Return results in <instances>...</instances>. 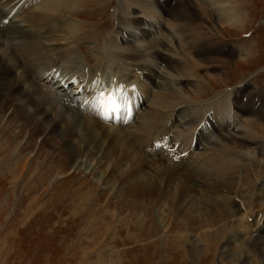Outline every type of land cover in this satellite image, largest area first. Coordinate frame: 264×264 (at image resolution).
Returning <instances> with one entry per match:
<instances>
[{
    "label": "bare ground",
    "instance_id": "1",
    "mask_svg": "<svg viewBox=\"0 0 264 264\" xmlns=\"http://www.w3.org/2000/svg\"><path fill=\"white\" fill-rule=\"evenodd\" d=\"M100 1L102 0H0L2 5L5 4L0 7V123L5 122L6 131L20 128L21 132H28V141L19 149V155L22 157L25 150L33 146L37 139L42 140L41 149L47 147L53 152L61 153L74 164H78L81 157H94L105 148L104 161L117 158L118 162L129 164L130 172L128 170L126 178H129L127 188L132 196L145 199L146 195L153 196V199H168L172 196L169 200L177 209L176 215L187 228L215 229L222 241L225 240L223 234L235 227L259 229L261 233L253 240L257 248L243 241L241 247L246 244L247 255L244 259V254L232 255L231 258L232 262L247 264L253 256L259 254L260 264L264 263V241H261L264 239V210L262 215H253L256 202L259 201L264 208V191L255 185L251 192H247L252 180L251 174H248V168L234 158L247 145L258 148V138L264 134V122L250 124V131L247 129L241 138L226 137L227 135L222 137L221 131L218 132L209 115L204 119L207 123L201 124L205 114L201 112L203 107L200 105L192 110L193 115L190 117L193 118L188 123L182 121L189 118L186 115L189 107L186 114L183 109H177L188 104L192 106L191 101L184 97L185 91L179 86L201 68L199 63L205 62L202 59L208 52L213 51V47H217L213 44L212 34L204 32L208 29L205 22L211 19L207 23L209 25L215 18L214 20L218 19L224 24L236 25L237 20H233L234 11L225 9L227 7L223 5L224 0H201L200 6L192 0H176L180 7L176 11L167 7L172 2L167 0H131L128 4L123 1L125 6L120 12L125 17L120 16L121 26L130 25L136 31L135 35L128 36L127 32H123L125 29L120 27L122 33L117 32V40H113L111 46L104 45L106 48L101 57L102 71L94 67L91 70L83 64L84 72L73 70L76 74H82L78 77L84 83L87 80V89L92 94L87 97L84 107L80 103L85 96L81 97L80 102L77 101L80 95L76 97L78 93L72 92L71 97L66 96V101L75 104L76 108H83L84 114L81 111L80 114L71 113L59 105L52 94L54 90L51 86L57 87L59 80L53 82L49 79L54 77L48 75L56 66L67 70L73 65L81 64L77 59L78 48L65 45L70 39L78 43L86 29L79 18H90L91 14H79V9L96 7V11H99ZM198 12L205 13L206 17L201 18L205 20L204 24H173L176 33L172 34L171 46L166 44L165 34H160L162 27L156 19L161 20L166 13L170 22L183 17L193 19L200 17ZM138 13H143L156 22H149ZM220 15L227 20H220ZM71 16L78 19L67 22ZM16 17L26 23L24 27L27 29L16 26V21L13 20ZM169 20L167 25L172 24ZM123 36H128L130 41L132 37L135 41H144L127 44ZM118 40L122 48H117ZM125 46L127 47L123 50ZM196 57L201 61L196 62ZM152 59L155 60L154 63ZM163 65L164 68L160 69ZM155 67H159L158 71ZM112 73L118 79H113ZM65 74L66 72L63 73L64 76ZM123 77L125 78L122 79ZM201 82L204 83V80ZM106 83L108 85L103 86ZM119 83L137 85L134 89L135 98L133 96L132 100V96L130 99L126 97L124 102H120L122 115L119 121H108L101 116V101L105 97L118 98L120 93L115 85ZM94 89L97 91L93 92ZM153 89L156 90L153 92ZM147 97L148 106L139 113L138 109L145 105ZM130 103L134 106L132 119L126 118ZM215 111L223 121L231 119L225 117L222 108ZM239 111L244 112L242 108ZM195 126L197 129L194 133H185L193 131ZM174 127L176 131H173ZM207 127L217 132L218 139L211 146L203 147V142L207 139L204 134ZM176 132L179 135L177 140L173 137ZM147 142L149 144L145 147ZM139 143L138 150L142 154L145 152L148 158L157 155V161L165 163L145 158L136 150ZM158 147L163 148V152H159ZM194 148L200 151L196 152ZM243 156L250 160L264 157V149L245 153ZM150 164L152 167L149 166V172L139 171L143 165L147 168ZM263 169L264 166H261L259 172ZM262 177L261 173L258 174L252 185H260ZM172 184H177L175 191L171 189ZM236 237L237 235H232L229 239ZM228 242L220 241L222 251L226 254L230 252Z\"/></svg>",
    "mask_w": 264,
    "mask_h": 264
},
{
    "label": "rangeland",
    "instance_id": "2",
    "mask_svg": "<svg viewBox=\"0 0 264 264\" xmlns=\"http://www.w3.org/2000/svg\"><path fill=\"white\" fill-rule=\"evenodd\" d=\"M123 1L126 4L128 1L131 2V0H102L98 3L102 7L99 11H96V7L79 9V14L87 13L91 16L79 18V21L86 26L81 40L77 43L70 39L65 46L78 48L77 59L81 64L73 65L67 70L55 67V72L48 75L58 79L62 76L67 80V87L61 89L59 80L57 87L51 86V89L54 90L52 94L57 103L71 113L80 111L83 113V108L71 107L61 96L67 94L66 96L71 97L72 92L78 95L82 91L92 92L87 89V80L84 83L78 77L82 74H76L73 70L84 72L83 64L87 68L90 67L89 69L94 67L102 71L101 57L104 48L108 44L111 46L113 40H117L120 27L125 29L123 32H127L128 36L135 35L136 31L130 25L121 26L120 16L125 17L120 12L125 6ZM167 1H172L167 6L171 7V10L180 9L178 0ZM192 1L200 6L201 0ZM224 1L223 5L227 7L225 9L234 11L233 20H237L236 25L224 24L223 21L214 20V17H212L213 22L207 25L211 19L208 22L201 19L206 17L204 12L197 13V15L200 13V17L193 19L183 17L172 22L166 13L161 20L156 19V21L158 24L160 22L159 25L162 27L160 34H165V42L170 46L172 34L176 33L173 24L180 22L181 25H188L205 22L204 25L208 29L204 32L212 34L213 44L217 47H213V51L208 52L202 59L205 62L199 63L202 65L201 68L179 86L185 91L183 96L191 101L192 106L188 104L177 109H183L186 114L189 107L190 110L186 114L189 118L182 121L188 123L193 118L190 117L193 115L192 110L201 106L203 107L201 112L205 114L202 120L209 115L218 132L221 131L222 137L227 135L226 137L241 138L248 130L250 131V124L264 122V0ZM3 5L0 3V7ZM200 11L203 9L200 8ZM138 15L149 22H156L143 13ZM17 18L13 19L16 21V26L24 27L26 23ZM219 18L227 20L222 15ZM76 19L78 18L71 16L67 22ZM167 20L172 24L167 25ZM128 36H123L127 44L138 43L139 39L135 41L132 37L130 41ZM118 45L117 48H122L120 43ZM184 53L187 57L186 50ZM152 61L154 63L155 60ZM195 61L201 60L196 57ZM163 68L164 65L160 69ZM155 69L158 71L159 67ZM65 72L66 77L63 75ZM71 75H76L78 79H70ZM112 78L118 79L113 73ZM49 80L54 82L52 78ZM155 90L153 89V92ZM87 97L85 96L83 98L85 101L80 103L83 107L86 105ZM146 101L139 113L148 106V97ZM70 102L74 101L70 100ZM220 108L225 117L231 119L223 121L217 116L215 109ZM240 108L244 112L239 111ZM171 121L172 119L170 123ZM4 123H0V264H242L232 262L231 256L244 254V259L247 255L245 247L248 249L246 246L248 243L257 248L253 240L257 239L258 233H261L259 229L235 227L234 230H227V235L223 234V239L225 237L223 241H230L228 242L230 252L226 254L222 251L220 241H223L217 230L202 227L189 229L185 226L182 219L176 215L177 209L170 201L172 196L168 199L166 197L153 199L151 195H146V199L132 196L127 188L130 181L126 178L129 164L118 162L117 158L104 161L105 148L98 151L94 157H81L78 164H74L61 153L53 152L47 147L41 149L42 140L37 139L21 157L19 149L27 143L28 132H21L20 128L6 131ZM204 123L206 124L207 120L201 124ZM185 129L187 130L186 127ZM196 129L195 126L193 131L184 130V132L190 134ZM173 131H176L175 127ZM180 131L183 130L180 128ZM177 133L173 136L175 140L179 137ZM216 133L211 127L204 130L207 139L204 140L203 147L211 146L210 144L216 142L218 139ZM258 141V148L247 145L242 153L239 152L234 157L239 164L248 168V174H251L252 180L247 187L248 190L246 189L247 192H251L255 185L264 191V169L259 172L260 167L264 166V157L250 160L243 156L245 153L264 149V134L260 135ZM148 142L144 144L145 147ZM140 144L136 147L137 151ZM158 151L163 152V148L158 147ZM144 153L141 154L149 160L152 158L155 162L165 163L157 161V155L148 158ZM25 161H28V166ZM149 166L152 167L151 164L147 168L143 165L139 171L147 173L150 170ZM260 173L263 176L261 184L252 185ZM176 185L172 184V191H175ZM198 199L200 200L199 195ZM258 203L256 202L257 205L253 210V215L256 216L262 215L264 210L259 201ZM232 235H237L236 239L230 240ZM243 241L246 244L242 248ZM227 249L223 250L227 251ZM258 255L253 256L247 264H260Z\"/></svg>",
    "mask_w": 264,
    "mask_h": 264
}]
</instances>
